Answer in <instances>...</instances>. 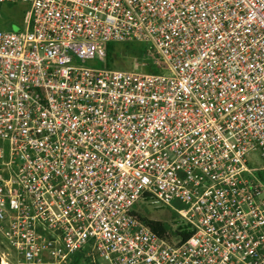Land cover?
<instances>
[{
	"label": "built area",
	"instance_id": "2783aa9c",
	"mask_svg": "<svg viewBox=\"0 0 264 264\" xmlns=\"http://www.w3.org/2000/svg\"><path fill=\"white\" fill-rule=\"evenodd\" d=\"M17 3L0 264H264V0H0Z\"/></svg>",
	"mask_w": 264,
	"mask_h": 264
},
{
	"label": "rangeland",
	"instance_id": "374dc122",
	"mask_svg": "<svg viewBox=\"0 0 264 264\" xmlns=\"http://www.w3.org/2000/svg\"><path fill=\"white\" fill-rule=\"evenodd\" d=\"M22 7L21 4H16V6H10L9 4H4L0 6V29H10V20H14L16 22H20L22 19ZM115 64L119 65L117 67H123L128 69L131 65V59L126 58L125 56H121L116 58ZM94 67H102V65L96 64ZM264 165V159H261L259 156L255 157L254 166H262ZM255 175L264 181V171L256 172ZM147 203H139V207L137 208V212L142 216L147 218H151L154 220H159L164 227H168L172 223H178L177 215L169 208L164 205H161L157 208H154L153 205L149 204V200ZM175 207H179V204L174 203ZM156 207V206H155ZM0 250L7 251L5 246L3 245L0 239ZM11 254L12 251L8 250Z\"/></svg>",
	"mask_w": 264,
	"mask_h": 264
},
{
	"label": "trees",
	"instance_id": "16d2710c",
	"mask_svg": "<svg viewBox=\"0 0 264 264\" xmlns=\"http://www.w3.org/2000/svg\"><path fill=\"white\" fill-rule=\"evenodd\" d=\"M114 49L113 45H109L108 46V57L111 55V51ZM153 225L156 226V228H160L158 224L153 223ZM72 264H92L91 262H89V258H87L84 255V252L76 254L73 257V261Z\"/></svg>",
	"mask_w": 264,
	"mask_h": 264
}]
</instances>
